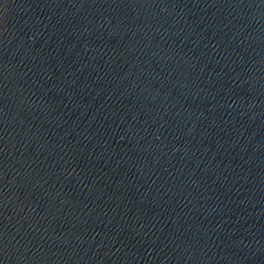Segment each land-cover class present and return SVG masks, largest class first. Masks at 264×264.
<instances>
[{"label":"water","instance_id":"water-1","mask_svg":"<svg viewBox=\"0 0 264 264\" xmlns=\"http://www.w3.org/2000/svg\"><path fill=\"white\" fill-rule=\"evenodd\" d=\"M0 264H264V0H0Z\"/></svg>","mask_w":264,"mask_h":264}]
</instances>
